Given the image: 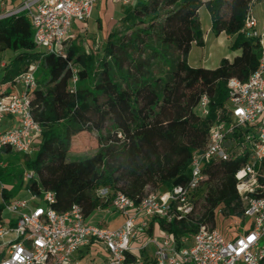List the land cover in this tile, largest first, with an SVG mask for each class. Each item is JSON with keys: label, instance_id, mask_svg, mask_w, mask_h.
Here are the masks:
<instances>
[{"label": "trees", "instance_id": "trees-1", "mask_svg": "<svg viewBox=\"0 0 264 264\" xmlns=\"http://www.w3.org/2000/svg\"><path fill=\"white\" fill-rule=\"evenodd\" d=\"M250 5V0H136L134 5L122 7L125 26L106 35L97 60L72 42L64 57L43 54L33 44L26 18L0 20V55H10L1 83H11L31 65H37L36 72L42 71L39 79L36 73L37 88L28 93L41 135L31 158L24 162V170L31 172L32 178L26 181L23 173L19 175L25 193L30 190L39 195L41 190H48L55 197L52 209L66 213L77 205L92 223L90 218L96 210L110 207L108 201L96 198L97 189L107 187L137 204L147 195L148 186L164 192L185 184L192 155L205 148L211 125L218 117L229 120L225 111L228 80L244 82L258 68L259 44L241 32ZM203 6L210 16L211 33H225L231 47L240 50L238 56L231 61L222 59L214 69L190 68L187 64L191 44H204L198 19ZM227 8L232 9L231 20L223 17ZM157 61L168 70L166 80L157 79L155 96L130 113L129 100L153 85L151 69ZM72 68L81 69L74 92L69 89ZM204 94L209 98V114L201 118L197 104ZM100 98L104 99L101 104ZM92 132L97 136L95 152L69 161L73 140ZM11 152L2 150L0 162L3 153L10 159ZM242 162L211 161L205 168L207 179L196 192L195 208L203 199L205 212L200 221L211 223V228L218 207L241 217L234 174ZM4 169H9V164ZM10 175L7 172L6 176ZM0 196L2 226L3 203L14 198L3 186ZM160 226L174 236L177 246L181 238L196 231L194 225L185 222H161ZM139 256L128 255L124 264H135Z\"/></svg>", "mask_w": 264, "mask_h": 264}, {"label": "built area", "instance_id": "built-area-1", "mask_svg": "<svg viewBox=\"0 0 264 264\" xmlns=\"http://www.w3.org/2000/svg\"><path fill=\"white\" fill-rule=\"evenodd\" d=\"M101 1L0 0V20L26 18L36 49L64 57L73 25L86 23ZM111 1L128 7L136 0ZM258 1L250 0L241 30L259 44L258 68L244 82L228 80L225 111L229 120L218 117L211 125L205 148L192 155L187 182L164 192L149 193L137 204L107 187L97 189L96 198L108 201L112 211L122 218L115 229L87 222L77 205L66 213L55 211L51 207L55 197L48 190H41L39 195L26 190L25 198L3 203V213L9 218H2L0 226V264H81L91 248L103 252L105 264H124L131 254L143 255L135 259V264H264V36L258 33L251 14ZM6 65L7 59L0 55V154L10 149L31 155L41 135L28 96L37 88V65L29 66L11 83L3 84L1 77ZM72 72L69 89L74 92L77 69L72 68ZM209 104L207 95L199 98L197 113L201 118L209 114ZM6 117L14 124L1 130ZM234 160L243 161L234 174L243 207L241 217L233 221L242 231L226 238L217 229L193 220L195 195L207 179L205 168L211 161ZM32 176L30 172L24 179L30 180ZM161 222H185L194 225L196 231L181 238V245L177 246L174 236L163 231ZM138 237L147 241L134 247L132 242ZM149 246L153 249L150 254L146 253ZM86 249L88 252L83 253Z\"/></svg>", "mask_w": 264, "mask_h": 264}, {"label": "rangeland", "instance_id": "rangeland-1", "mask_svg": "<svg viewBox=\"0 0 264 264\" xmlns=\"http://www.w3.org/2000/svg\"><path fill=\"white\" fill-rule=\"evenodd\" d=\"M109 5L113 9V4L111 0H109ZM99 10V9H98ZM251 14L255 18L256 22L258 23V31L260 32L261 36H264V0H260L256 2L251 8ZM223 17L226 20H231L232 18V9L227 8ZM96 16L91 17L86 23L81 25H73L71 31V37L68 39V44L70 42L82 47L87 53H91L95 60L102 56V49L105 42L106 35L110 31L120 32L124 28L123 22H121L122 12H109L103 18L98 14L97 18L101 20H96ZM198 19L201 25L202 33L205 35L206 46L204 49H200L199 47L194 46V43L191 44L193 47L192 51L190 52L189 56L187 57V62L193 68L198 67H206V68H215L218 66L220 59H230L236 56L239 53V49H233L231 47V39L223 33V35L216 41L214 35L210 34L211 28V20L208 14L207 9L203 6L198 11ZM7 56V55H6ZM77 71H81L79 68ZM167 68L161 61H157L154 63L151 74L153 85L147 87L145 91H141L136 96H133L129 100V111L132 113V109L134 107H141L147 102H149L156 93L155 84L156 80L160 79L162 82L167 78ZM41 69H38L37 78L39 79L42 77ZM89 83V80L86 81ZM96 83V80L93 79L92 85ZM104 101L103 98H100L99 103L101 104ZM133 119V117H131ZM132 123H134L132 121ZM1 130H3V126H1ZM38 141H36L35 146H37ZM97 136L94 132L92 133H85L83 135L77 136L73 140V148L71 153L68 156L69 161H78L85 156L92 155L97 146ZM12 153V152H11ZM31 155L25 156L18 153H13L11 158L8 159L6 157V153H3L1 156L0 168L3 169V175L0 176V187L3 186L9 190V194L11 198H16L20 196V192L23 188V184H19V175L23 173V178H25V174L29 172L24 170V162L27 159H30ZM9 164V169H4L6 165ZM7 172H10L11 175L9 177L6 176ZM23 183L25 184L26 181L23 179ZM122 185L119 184L118 187ZM154 189L151 187H146L145 193H155ZM1 201V196H0ZM39 205H43L42 201H38ZM204 201L203 199H199L197 201V205L195 208L196 215L194 216L193 220H201L203 218V214L205 212ZM233 206V205H232ZM243 204H241V208ZM220 207L215 209L214 214V221L213 227L216 228L221 234H223L226 238H230L241 233V228L235 226L233 221L237 219L236 216H231L226 213V211H220ZM3 218H9V215L5 212L3 213ZM114 218V219H113ZM113 219V220H112ZM90 221L94 224H99L101 226H106L109 229H115L119 227L122 223V218L112 211L110 207L106 209H99L96 210L93 216L90 218ZM208 225L212 226L211 223ZM241 225H244L243 223ZM147 240L143 237H138L135 241L132 242L134 247L142 246ZM153 250L151 246L146 253L150 254V251ZM1 251V248H0ZM94 252V251H93ZM99 253V252H98ZM96 253L94 258H92L91 254H86L83 260H80L81 264H103L102 258L99 254ZM143 257V255L141 256Z\"/></svg>", "mask_w": 264, "mask_h": 264}, {"label": "crops", "instance_id": "crops-1", "mask_svg": "<svg viewBox=\"0 0 264 264\" xmlns=\"http://www.w3.org/2000/svg\"><path fill=\"white\" fill-rule=\"evenodd\" d=\"M203 1H208V0H203ZM112 2V1H111ZM114 4V3H113ZM124 8V7H123ZM123 8H122V6H120V5H117V4H115L114 6H113V9L111 8V6L109 5V0H103V1H101L99 4H97V6L95 7V9L93 10V13H92V16L91 17H93V15H94V17L96 16V20H101L102 18H103V16L105 17L109 12H116V11H120V12H122L123 11ZM202 8V7H201ZM99 9V10H98ZM98 14H100V16L102 17L101 19H99V18H97V16H98ZM209 14V13H208ZM110 31H111V29H110ZM109 31V32H110ZM257 31H258V23H257ZM108 32V33H109ZM210 34H212L211 33V31L209 32ZM258 33L260 34V32L258 31ZM213 35V34H212ZM223 35V33H221L220 35H218V36H214L215 38H216V41H217V38L219 39L221 36ZM203 41H204V44H203V46L202 47H199L200 49H204L205 48V46H206V40H205V35H203ZM195 46V45H194ZM194 46H192L191 47V49H190V52L192 51V49H193V47ZM196 47H198V46H196ZM190 52H189V54H190ZM189 54H188V56H189ZM240 54V51H239V53L236 55V56H238ZM7 55V56H6ZM1 56H3L4 58H6L7 60H8V58L10 57V55L8 54V53H3V54H1ZM236 56H234L233 58H235ZM232 58V59H233ZM220 60H222V59H220ZM229 61H230V59H228ZM219 63H220V61H219ZM187 64H188V66L190 67V68H193V67H191L190 65H189V63L187 62ZM219 65V64H218ZM218 67V66H217ZM198 68H205V69H210V68H206V67H198ZM216 68V67H215ZM211 69H214V68H211ZM6 91H10L9 89H7ZM13 121L9 118V117H6L4 120H3V122H2V126H3V129H6V128H10L11 126H13ZM0 190H1V187H0ZM26 197V193H25V191H24V189L22 188V190H21V192H20V196L19 197H16V198H25ZM16 198H14V199H16ZM115 215H117L116 213H115ZM118 216V215H117ZM114 219V218H113ZM112 219V220H113ZM104 227H106V226H104ZM90 251V254H91V256H92V258H94V255L96 254V253H98L99 254V256L102 258L101 260H102V262H103V264H105L104 263V258H103V255H102V253H101V250L100 249H98V248H91V250H89ZM94 251V252H93ZM86 252H88V250L86 249V250H84L83 251V253H86ZM102 255V256H101ZM83 260V259H82Z\"/></svg>", "mask_w": 264, "mask_h": 264}]
</instances>
